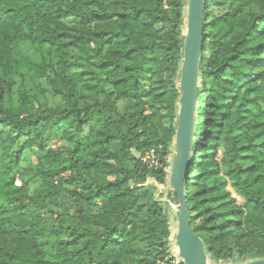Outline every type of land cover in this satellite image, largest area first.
<instances>
[{"label":"trees","instance_id":"16d2710c","mask_svg":"<svg viewBox=\"0 0 264 264\" xmlns=\"http://www.w3.org/2000/svg\"><path fill=\"white\" fill-rule=\"evenodd\" d=\"M227 3L230 12L215 16ZM186 7L187 0H0V264L168 257L176 229L154 182L169 185ZM203 28L184 181L190 223L213 264L261 260L264 0H206ZM73 68L81 73L68 75ZM43 79L58 104H48ZM63 123L70 148L23 168L25 151ZM159 146L163 167L150 170L142 159ZM220 155L243 204L217 181L207 184L221 174ZM34 170L47 189L29 195ZM61 191L77 204L65 225L45 213Z\"/></svg>","mask_w":264,"mask_h":264},{"label":"water","instance_id":"95a60500","mask_svg":"<svg viewBox=\"0 0 264 264\" xmlns=\"http://www.w3.org/2000/svg\"><path fill=\"white\" fill-rule=\"evenodd\" d=\"M206 0H187L184 56L181 66L177 130L170 158L169 185L176 195L178 216L174 245L184 264H210L203 240L194 233L187 209L184 181L191 161L199 69L203 52L204 6ZM241 264H264V259Z\"/></svg>","mask_w":264,"mask_h":264},{"label":"rangeland","instance_id":"374dc122","mask_svg":"<svg viewBox=\"0 0 264 264\" xmlns=\"http://www.w3.org/2000/svg\"><path fill=\"white\" fill-rule=\"evenodd\" d=\"M227 12H230V7L229 4H225L222 6H217L214 8V15H222ZM65 23L67 24H73L77 22L75 19L69 18L64 20ZM186 32V27L184 29V33ZM81 73L80 70L78 69H70L68 70L67 74L68 75H79ZM52 74V73H50ZM143 83L145 84L146 87H150V82L148 79H142ZM43 88L45 90V96L48 100V104L54 105L58 104L60 102L59 97H55L51 94L50 87L48 86L47 82L45 79L41 81ZM164 111V110H163ZM168 123H166L167 125ZM68 130L67 123H63L59 126L49 128L47 130V140L42 143L41 146H39V143L33 147L32 149H28L25 151L20 165L27 169L30 166H38L40 163L41 159L45 156H54L59 153L65 152L68 148H70L69 141L65 139V134ZM23 140L20 141L22 143ZM172 158V156H171ZM222 160H224V157L222 155L219 156V161L222 163ZM221 174L219 178L215 179L214 181L208 182V186H212L214 182H218L219 187L226 191L229 195V199H235L238 203L243 204L244 200L238 194L233 187V182L231 178L228 175L227 167L225 164H221ZM169 171V169H168ZM30 178H33L29 184H28V194L33 195L37 191H45L47 189V184L41 180V176L38 174V170L31 171L29 174ZM61 183L65 184V179L60 178ZM66 186V184L64 185ZM78 184L72 185L71 190L76 188ZM159 192L163 193L162 197V203L164 206V209L171 221L172 227H175L176 229V224H177V216H178V205H177V199L176 195L172 191L170 185L166 184L164 186H159L158 187ZM48 211H45L47 216H51V213H58L61 217V221L59 222L60 224L65 225L66 222L70 221L71 216L75 215V211L77 210V204L75 203V200L68 195L65 191H61L59 193H55L51 196V198L48 200ZM66 237H62L61 239H65ZM54 242H56V239H53ZM245 261V260H244ZM243 260L239 261L241 263L244 262ZM210 264H213L210 261ZM224 264H238L236 262H231V263H224Z\"/></svg>","mask_w":264,"mask_h":264},{"label":"built area","instance_id":"2783aa9c","mask_svg":"<svg viewBox=\"0 0 264 264\" xmlns=\"http://www.w3.org/2000/svg\"><path fill=\"white\" fill-rule=\"evenodd\" d=\"M162 150H163L162 146L155 147V148L151 149L150 151H148L144 155L142 160L148 169L158 170L161 167H163ZM170 158H171V156H170ZM154 183L159 187L157 182H154ZM161 264H184L182 258L179 256L178 250L174 244L171 247V250L169 251L168 257L164 261H162Z\"/></svg>","mask_w":264,"mask_h":264}]
</instances>
